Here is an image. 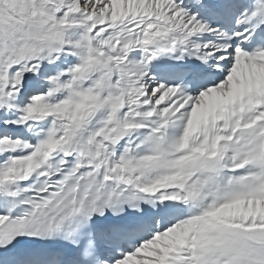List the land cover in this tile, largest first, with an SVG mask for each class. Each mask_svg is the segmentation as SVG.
<instances>
[{"label":"snow or ice","instance_id":"6c2138e0","mask_svg":"<svg viewBox=\"0 0 264 264\" xmlns=\"http://www.w3.org/2000/svg\"><path fill=\"white\" fill-rule=\"evenodd\" d=\"M0 264H264V0H0Z\"/></svg>","mask_w":264,"mask_h":264}]
</instances>
